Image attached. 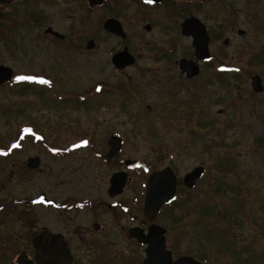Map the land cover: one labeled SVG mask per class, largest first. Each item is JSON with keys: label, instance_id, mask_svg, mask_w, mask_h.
<instances>
[{"label": "rangeland", "instance_id": "374dc122", "mask_svg": "<svg viewBox=\"0 0 264 264\" xmlns=\"http://www.w3.org/2000/svg\"><path fill=\"white\" fill-rule=\"evenodd\" d=\"M176 2L181 19L195 15L212 35V62L190 82L176 72L168 75L171 79L163 77L149 59V51L166 48L168 39L177 47L174 61L191 58L190 40L178 33L132 35L126 29V42L101 35L99 48L82 52L43 43L32 48L30 37L23 36L20 47L6 42L0 48V62L15 72L46 71L59 79L0 89V264H15L31 234L48 220L45 210L13 201L31 200L39 192L67 195L87 189L95 174L101 186L115 169L100 167L91 147L68 151L67 158L50 147L66 149L85 139L97 143L112 131L126 137L133 159L150 163L149 172L164 167L159 162L173 161L181 183L194 168L205 169L194 189L180 184L174 217L167 221L178 238L179 255L207 264H264V91L254 93L250 86L252 76L264 86V0ZM123 45L136 63L117 72L111 53ZM55 61L62 65V79L52 70ZM217 66L223 75L213 74ZM56 94L64 96L62 101L50 99ZM39 132L49 149L34 141ZM34 156L41 161L39 173L25 167ZM147 175L134 172L128 189L142 190ZM52 222L55 226V214Z\"/></svg>", "mask_w": 264, "mask_h": 264}, {"label": "flooded vegetation", "instance_id": "af4514ba", "mask_svg": "<svg viewBox=\"0 0 264 264\" xmlns=\"http://www.w3.org/2000/svg\"><path fill=\"white\" fill-rule=\"evenodd\" d=\"M183 1L188 4L192 3V0ZM180 17L181 8H179L176 0H151V2L148 0H0V48L6 42L20 47L23 36V38L30 37L32 48H37L36 44L41 46L40 43H43L50 48L60 49L58 51L64 50V52L68 51L67 48L74 50L77 48L78 52L79 50L82 52V48L93 51L95 48H99L101 35L107 39L112 38L126 42L129 36L126 29H130L132 35L138 34L139 30H143L145 33L157 30L166 37L175 36L177 33L181 35L182 24L186 19L190 17L197 19V17L190 15V13L183 14L182 19ZM113 25L116 28L118 26L120 30H114V27H111ZM204 26L209 39L208 48L210 52L212 35L209 34L206 25ZM184 38L189 39L192 44V39L186 36ZM168 40L170 41L166 42V48L149 51L152 53L149 59L158 66L161 73L165 74L163 77L171 79L168 75L176 72L178 78L183 77L186 82H190L199 78L203 68L208 67L212 62V59L209 61L197 60L194 57L192 45L191 58H181L179 61H174L173 56L177 54V47L173 40ZM124 50L135 58V62L123 70H116L112 58ZM111 54L110 63L117 72H125L135 66L136 57L125 45L122 48L118 47ZM182 59L193 60L192 62L197 66L198 73L196 76H190L181 69L180 62ZM59 63L60 61L53 62L55 69L52 70L62 79L59 76L62 75V70H60L62 65L56 66ZM3 68L10 70L9 75L4 72L3 78L6 76H10V78L0 84V89L10 84L50 85L57 83L56 80L58 79L52 75H47L46 71H43L44 74L15 72L12 67L6 66L5 62L1 61L0 69ZM212 70L214 75L221 76L224 73L221 66ZM17 76H31L36 79L17 81ZM40 80L47 81V83H41ZM101 91L102 88L96 93L99 94ZM105 91L110 92V89L105 88ZM56 96L57 98L50 99L62 101L64 97L57 94ZM29 127L34 129V126ZM56 130L60 132L59 129ZM34 141L46 149L50 147L43 133L39 132ZM67 143L64 142V144ZM89 147L92 148L94 159L98 161L100 167H115L113 172L103 179L101 186L102 178L95 174L93 183L87 189H72L67 195L59 194V192L54 194L48 191L39 192L31 200L13 201L17 207L26 205L31 209L38 208L48 213L46 224L31 234L28 247L19 252L15 258V264H18L17 258L20 256H24L25 262L35 264L37 248L34 246V241L42 233L60 237L59 239L66 245L70 255L69 264H167V261L174 264L180 258H190L198 264H207L192 256L177 253L178 238L171 234L172 230L167 226L168 219L171 215L174 217L173 214H175L173 212L176 207L174 204L162 206L152 221L144 212L147 179L150 174L169 166L173 161L159 162L164 164V167L150 170V172L147 166L150 163L145 161L140 162L146 166V170L139 167L131 168L128 163L138 160L131 157L126 137L115 131L110 132L97 143L85 139L70 144L66 149H53L52 147L50 149L65 155L68 151L77 153L81 150H87ZM67 157L68 155L64 156V158ZM30 158L38 159L39 163L36 168L27 166ZM30 158L27 159L25 167L30 172L39 173L40 158L38 156ZM169 167L172 169L171 166ZM139 170L148 175L142 182L144 188L134 192L128 187L133 180L134 172ZM172 171L177 178L178 192L179 177L173 169ZM119 173L125 176L123 178L125 184L122 188L119 185L123 176L115 182V185L112 183V177ZM53 214L56 215L55 226L52 222ZM244 239L247 238L241 240ZM53 240L51 239V242ZM49 244L50 246L46 247L49 251L52 250V247H55L56 250L60 249L56 245ZM56 256L57 258L60 257L59 255ZM149 256L152 257L151 260Z\"/></svg>", "mask_w": 264, "mask_h": 264}, {"label": "water", "instance_id": "95a60500", "mask_svg": "<svg viewBox=\"0 0 264 264\" xmlns=\"http://www.w3.org/2000/svg\"><path fill=\"white\" fill-rule=\"evenodd\" d=\"M109 24H112V22H109ZM111 27H114V30H120L119 27L117 28L113 25ZM242 34V32H239ZM182 34L186 37L192 38V46L194 47V57L198 60H209L210 55L208 51V38L206 35V31L204 26L196 19L194 18H188L183 24H182ZM224 43H227V40L224 41ZM112 63L115 66L116 69H123L126 66L132 65L134 63V58L128 54L126 50H124L121 53H118L114 55L112 58ZM180 67L183 71L188 73L190 76H196L197 75V66L192 62L188 61L186 59L181 60ZM192 71V72H191ZM6 75H9L10 70L9 69H0V84L8 81L10 76H6V78H3ZM4 73V74H3ZM192 73V74H191ZM251 88L255 93H261L263 91L260 77L253 76L251 78ZM38 159L37 158H30L28 159L27 166L30 168H36L38 166ZM128 165L130 167L134 166H141L144 167L141 163L138 162H129ZM204 174V169L202 167H197L194 170H192L189 174L185 175L183 178V185L192 189L195 186V181L200 179ZM122 177V180H120L119 187L122 188L125 184V176L122 173L116 174L112 177V183L119 181V179ZM176 190V178L172 171L169 168H164L161 171L152 173L147 181L146 186V193H145V199H144V212L145 215L148 217L150 221L154 219V216L159 211L160 207L164 204H168L173 198ZM60 237L57 236H51L47 233H42L36 241H34V246L37 248V253L35 257V264H69L71 261L70 255L68 253V250L66 249V245L63 243ZM51 239H54L51 242ZM56 245L60 249H54L52 247V250L49 251L46 249V247L50 244ZM64 249V252H63ZM56 255H59L60 257L57 258ZM151 260V256H149ZM24 256H20L17 258L18 264H29L30 262L24 261ZM167 264L168 263L167 261ZM174 264H198L194 260L190 258H180L175 262Z\"/></svg>", "mask_w": 264, "mask_h": 264}, {"label": "snow or ice", "instance_id": "6c2138e0", "mask_svg": "<svg viewBox=\"0 0 264 264\" xmlns=\"http://www.w3.org/2000/svg\"><path fill=\"white\" fill-rule=\"evenodd\" d=\"M148 2H151V0H148ZM35 79H36L35 77H31V76H17L16 77L17 81H21V80H35ZM40 82L41 83H47V81H44V80H40ZM97 90L99 91V89H97Z\"/></svg>", "mask_w": 264, "mask_h": 264}]
</instances>
